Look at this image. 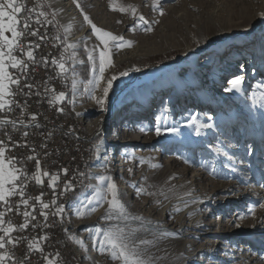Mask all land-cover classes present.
<instances>
[{"label": "rangeland", "instance_id": "obj_1", "mask_svg": "<svg viewBox=\"0 0 264 264\" xmlns=\"http://www.w3.org/2000/svg\"><path fill=\"white\" fill-rule=\"evenodd\" d=\"M37 1L43 6L44 11L48 13L49 20H53V12L46 1ZM111 2L116 10L110 8V0H78L83 13L98 28L111 32L112 34L116 31L113 24L114 21L132 14L131 11L121 12L118 9L128 6L135 7L137 17L142 15L148 21L147 24L140 25L141 29L146 32L142 49L151 50L152 52L129 58L117 65L116 68L107 71V78L111 73H114L117 78L113 81L112 87L105 98L104 110L96 101L92 103L89 99L88 79L91 62L88 60L86 51L88 47L81 42L75 49L64 52L62 42L65 37V32L56 16L53 20L55 29L59 34V41H61L60 44L62 46V52H64L65 64L68 68V72L63 74L64 78L67 77L70 88L69 93H65L64 104L68 109L70 105L71 111L69 110V112L74 115H79L83 120H98L100 117L103 119L101 121L98 120L99 123L92 132L94 139L92 140L95 147L92 151L90 163L82 170V173L85 174L82 176V180H85L84 185L75 191V193L77 191L79 192L76 193L72 202L89 185L90 170L88 169V165L90 167L96 159L99 143L107 138L114 123L122 121L123 116L126 114L129 115L132 111L134 112L136 110L132 107L135 99H127L131 92H141L148 83H152L164 75L169 74L172 78H180L182 74H190L191 64L200 63L204 55L211 52L213 56L214 53L222 48L224 49L223 52H228L233 45L248 44L249 48L254 49L256 52L247 53L246 55L248 56L243 57L245 61L241 59L242 57L237 60L236 66L240 69L235 71V69L232 70L230 67L227 68L231 70V74L234 72L239 73L243 68V64L248 62L246 59L249 56L253 59L252 62L254 64L256 63L255 69L252 68L250 70L247 81H245L247 72L244 73V82L241 91L237 92L234 89L228 90L231 87L228 82L233 78H228L226 81L222 80L221 84L223 82L226 83V86H224L225 92L222 95H228L229 92L230 94L226 101L225 99L223 100L225 101L224 105L219 108L218 101H214L215 98L211 96L210 90L203 87L200 83H196L194 88H186L183 84L182 91L184 94L180 96L178 101L177 96H175L174 102H176V106L173 105L175 104L174 102L165 104V99L163 98L165 92L168 95L170 94L173 85L166 88L165 91L154 90L149 100L152 101V105H148V108L144 110L146 111L145 117H147L151 125L153 123L151 118L156 117L159 112L161 113L160 110H163L165 107L171 108L166 112L168 116L162 118L161 125H167L169 121L175 123L172 127L178 131L173 134L178 141H172L168 144L164 142L158 145L157 147L160 148L159 153L161 155L158 159H154L156 162L153 161V165H157V167L147 166L143 168L144 170L141 173L138 172L147 178L142 182L138 177V181L136 180L137 182H135V187L143 188L148 193H155V195L142 194V205L136 201L134 202L136 203L134 204L135 207L131 205L133 203L121 199L128 212L132 216L142 217V220L130 219L123 222L106 221L102 217L107 209V204L100 214L94 215L95 212H93L90 215L84 216L92 218L95 221L94 224L90 225L93 228V235L95 227L105 228L115 223H120L121 226H127L128 228L139 229L135 233V238L137 240L149 241L148 244L141 245L140 247L147 250V253L152 258V264H166V258H160L168 253L169 247L167 245L171 237L174 239L173 251L180 248L185 251L187 246L193 247L200 243L205 244V241L202 240L204 237L198 236V238H192V242L190 244L187 243L183 247L179 240H177L178 237L165 233V229L152 232L153 228L151 225L153 218H164L166 224L174 223L177 219H180L184 223V227L190 222V219L187 218L188 210L186 209L185 212L184 207L174 208V210L170 211V214L165 215V210H168L169 206L172 207L174 199L188 195H185L186 191L182 189L184 187L178 181V176H167L173 170L172 167L175 168L172 165L174 155L181 156L185 155V153L189 154L185 158L186 163H177L176 169L181 171L183 168L185 169L191 166L186 171L187 179L193 183V186L188 191L199 192V190L203 189L204 194L208 195V198L211 199L210 203H205L202 206L199 204L194 216L197 215L196 219L199 218L200 221L202 220L201 222L211 223L212 231L226 232L229 237H237L233 230H243L247 227H252L249 226L251 221L263 209L260 205L264 204V199L250 206L252 204L251 196L254 194L261 196L264 193V99H261V93H264V16L260 15L257 17L256 15L260 10L262 2L260 0H253L252 3H249L248 0H159L158 10H153V0H111ZM76 9L81 14V9L77 7ZM137 19L134 20L133 25L137 22ZM88 27L90 28L88 32L92 33L91 26L89 25ZM148 28L151 31H147L146 29ZM75 41L80 42V40ZM94 48L97 50L93 54L98 57L99 49H102L103 45L97 39ZM73 51L75 52V57L70 59L69 56ZM110 56L112 60V47ZM230 65H232L231 61ZM217 71L219 70L215 71L216 74L218 73ZM121 72H127V75H120ZM73 74L79 75L85 81L81 92L82 99L79 101H76L72 97L71 76ZM199 93L202 96L204 94L205 99L203 101L199 100V96H197ZM253 99L257 100L255 105L253 104ZM69 101H72V104ZM211 103L212 106L210 105ZM186 107L189 108L185 112L189 114L191 111H195L193 115L198 119L206 113H208L206 115L209 118L204 117L199 122L196 120V123L193 124L190 117L185 118L182 115L183 109ZM213 107L217 108L215 112L212 110ZM175 117L176 120H174ZM124 122L125 120L122 121V125ZM187 122L190 123L186 124V126L193 133L190 138L185 137L186 128L180 127L181 124ZM156 125L159 124L155 120L153 126L155 127ZM197 125L202 126L200 127L199 135L196 133ZM207 125H211V127H207ZM181 139H184L186 143ZM189 139L190 141L192 139L193 143L198 144L191 146L192 144L190 143L187 146ZM163 148H165L164 152ZM113 150V159L109 162L107 161V167L110 169L115 168L117 162L113 160L115 159V153L119 152L118 149L114 148ZM127 163H129L128 170H132V176H138V163L135 162L130 165L129 158H127ZM204 172H206L205 175L207 176L211 173L209 178L212 181H206V177L203 176L199 178V175ZM253 177L255 180H251ZM138 182L141 183L138 184ZM230 182H235L237 186V189H234L233 192H225L218 189L220 185H225ZM248 186L252 188L250 194L246 196L250 199L234 201L235 198L232 196L238 193L241 187ZM201 187L202 189H200ZM224 196H230L231 198L223 199ZM162 207H166V209ZM249 209H252V211H249ZM181 211L184 212L182 213ZM179 215L180 217L178 218ZM72 216L71 211L68 226L71 237L72 228L74 227V219ZM174 218L176 219L174 220ZM206 226H200V229L203 230ZM178 234L181 238L185 232L181 231ZM255 237V240L250 242L246 241V243L241 245L244 247L242 253L246 255L247 253H251V256L253 254V261H256L254 259H258L261 256L264 258V235L256 234ZM208 239L210 241L216 240L215 245L225 248L223 252H231H228L229 250H226V248H237L235 245L237 244L236 240L238 238L225 240L219 236L217 238L211 236ZM219 241L220 244H218ZM70 242L74 244L73 239ZM91 242L93 253L99 258L101 264H117V262L111 260L107 253L102 254L96 247H93V239H91ZM259 243H262V245ZM245 249L248 250L246 251ZM76 257L78 260L77 264H88L84 261L79 251L76 252ZM256 262L262 264L264 260L260 258ZM9 264H12V261H9ZM194 264H201V262Z\"/></svg>", "mask_w": 264, "mask_h": 264}, {"label": "bare ground", "instance_id": "obj_2", "mask_svg": "<svg viewBox=\"0 0 264 264\" xmlns=\"http://www.w3.org/2000/svg\"><path fill=\"white\" fill-rule=\"evenodd\" d=\"M47 5L50 7L53 13H55L56 18L59 20L63 30L65 27L71 25V32L70 33H65L68 38L69 43H76L78 46L81 42L85 44L88 47V50L91 51L94 49V46L96 44V39L93 33L88 32L90 29L88 24H86L83 20V16L77 12L76 5L73 3V0H45ZM249 3H252L253 0H248ZM262 2V5L260 6V10L258 13H256L257 17L264 12V0H260ZM41 5V4H40ZM41 9H43V6L41 5ZM255 14V13H254ZM137 15L131 14L128 16H124L122 18H119L114 21V26L116 28V31L113 32V35L117 36H122L124 38V41H131V46H124L121 48H117L115 46H112V64L109 66L106 71H105V77L106 73L108 70H112L116 68L117 65L121 64L123 61L135 57V56H141L144 54H148L149 52H152L151 50H143L142 49V43H144V38H145V30H142L140 26H136V23L133 25L134 20ZM52 26V31L56 35V37L59 35L55 29L54 24H49ZM75 40H80L75 41ZM61 41L56 39V43H60ZM118 43V42H117ZM262 48V47H261ZM187 49V48H186ZM223 49V48H222ZM219 49L216 53H208L204 55L201 58V62L198 64H191L190 65V74H182L180 78H172V76L164 75L162 77L157 78L156 81H153L152 83H148L145 89L142 90L141 92H131L130 96L127 99H135L134 103L132 105L134 112L130 113L129 115L126 114L123 116V120L125 122L122 125V121H118L114 123V125L111 127L108 136L105 140L99 143L98 145V152L97 157L94 160V162L91 164L88 169L89 171V176L92 178H89V185H95L97 183L95 177L99 175H110L113 177L115 183L117 184L118 190L121 195V199L127 202H131L133 207L134 202L138 201L141 203L142 200V194L137 195L136 194V187H135V182L138 181V177L142 182L145 181V177L143 174H139L138 172H142L147 166L148 167H153V164L158 157L161 155L160 148L157 146L166 142L171 143L172 141H178L177 138L174 137V132H167L164 131V129L167 128H173L175 123L172 121H169L167 125H161L164 117L168 116L166 115V112L171 109L168 107L163 108V110H160L161 113L159 112L156 117H152L151 120H153V123H151L147 120V117H145L146 111L145 109L148 108V105H152V101L150 100V96L153 95L154 90H164L168 87H171L173 85V88L170 91V94L165 92V96L163 98L165 99V104H171L175 100V96H177V101L180 99V96L184 94L182 91L183 89V84L186 86V88H194V85L196 83H200L203 85V87L207 88L210 90V94L212 97L215 98L214 101H218V108L220 106L224 105V102L228 98L230 92L228 95H222L224 93V86H226V83L223 82L221 84L222 80L226 81L228 78H233L235 76H243L244 73L247 72V75H245V81L248 80V76L250 75V70L255 67L256 63L252 62L251 56H249L246 60L248 61L247 63L245 62L243 64V68L239 73L234 72L231 74V70L235 71L238 66H236L237 60H239L240 57L245 61L243 57L248 56L246 55L247 53H256L254 49L249 48V45H233L231 46V49L228 50V52H223L224 49ZM262 52V49H261ZM213 57V58H212ZM230 61L232 62V65H230ZM98 65V63H97ZM253 66V67H252ZM230 69H227L229 68ZM227 69V70H226ZM255 69V68H254ZM218 73L216 74L215 71ZM207 71V72H206ZM227 71V73H225ZM196 73V75H195ZM210 73V74H209ZM215 73V74H214ZM114 73H111L108 78H111ZM107 78V77H106ZM76 80V87L75 91H73L72 87V97L75 98L76 101H79L82 99V88L84 86V79L81 78L77 74H73L71 76V82L72 80ZM93 79V65L91 62L90 68H89V79ZM89 84V83H88ZM113 84V83H112ZM104 86V82H101V86L97 87L94 84H89V99L94 103L95 100L91 98L92 95H96L97 97L102 96V87ZM213 87V88H212ZM185 88V89H186ZM211 88V89H210ZM200 92V91H198ZM197 96H199V100L203 101L204 94L202 96L201 93H199ZM71 97V98H72ZM225 99V101H223ZM153 100V99H152ZM68 103V101H67ZM138 103V104H137ZM140 103V104H139ZM176 106V102H174ZM205 103V101H204ZM217 103V102H216ZM72 104V103H71ZM135 104V105H134ZM82 105V104H81ZM212 106V103L210 104ZM141 106V107H140ZM163 106V105H162ZM216 106V105H215ZM140 107V108H138ZM189 107L184 108L183 110V117L187 118L190 117L192 119L193 117L196 118V120L199 122L202 120V118H209L208 113H206L203 116H199L200 119H198L194 114L195 111H191L189 114L186 113L185 111ZM216 107H213V111H216ZM68 110V119H75V129H81V131H84L85 136H87L89 139H91V144H92V151L94 150V142H93V130L96 128L98 125L99 121L98 120H103L101 117L98 120L92 119V120H83L82 117L79 115H74L73 113H70V105ZM104 110V108H103ZM140 111V112H139ZM73 112V111H72ZM75 112V111H74ZM129 118V119H128ZM156 120L157 124L155 127L154 121ZM176 120V117L175 119ZM192 122V121H191ZM190 122L183 123L181 124V128H186V134L185 137L192 136L193 133H191L189 130V127L186 126V124H189ZM167 126V127H166ZM157 127L161 128V135L157 136L155 129ZM166 127V128H163ZM176 131H178L176 129ZM175 131V132H176ZM261 134V133H260ZM204 135V133H203ZM205 136V135H204ZM261 136V135H260ZM93 139V140H92ZM194 139V138H193ZM183 142L186 143L184 139H181ZM188 140L187 146L192 144H198V143H193L192 139ZM182 142V143H183ZM118 149L119 152L115 153V159L113 161L117 162L115 165V168L110 169L107 167V161L109 162L111 159L114 157V150L113 149ZM165 151V148H163V152ZM95 153V154H96ZM91 155H89V158L86 159L85 161V166L90 163ZM189 154L185 153V155L177 156L174 155V161H173V168L170 171V174L167 176H178V181H180V184L182 189H185V197H178L173 200L172 207L169 206V209L167 210L166 207H162L163 209H166L165 215L170 214L171 210H174V208H180L184 207V211L187 209L188 210V217L190 219V222L187 223V226L184 227V223L180 221V219H177L176 222L171 223V224H166V220L164 218H153L152 225L151 227L152 232L157 231L159 229H165V233L170 234L172 236L178 237L177 240H179L180 244L184 247L185 245L190 244L192 242V238L198 236H203L205 241V244H198L196 246H187L184 249H178L173 251L172 246L174 239L171 237L168 242V247L169 251L167 254H164L160 259H164L166 264H194V263H200L201 264H258V259L260 260L263 259V256L259 257L258 259H254L256 261H253V254L251 256V253L244 254L242 253V247L241 245L250 241H253L256 239V234L257 235H264V208L260 212L259 215H255L254 220L251 221L249 226L252 227H247L243 230H233L235 232V235L237 237H229L226 232H217V231H212L211 223H205L201 222L198 219H196V216H194L197 212V207L199 204L201 206L205 203H210L211 199L208 198V195H205L203 192L202 187L199 190V192H191L188 189L193 186V183L189 181L186 177V171L191 168V166L186 167L185 169L179 171L176 169V165L179 162L186 163L185 158L188 157ZM127 158L130 160V165L132 163L137 162V173L138 176L133 177L132 173L129 172L128 170V165L127 163ZM173 159V158H172ZM143 161V162H141ZM84 167L79 168V179L82 180V176L80 173H82ZM132 172V171H131ZM169 172V171H168ZM198 174V173H197ZM206 172L203 174L199 175V178L201 176L206 177V181L210 180V175L209 176L205 175ZM137 180V181H136ZM196 180V179H195ZM251 180H255L253 177ZM212 181V180H210ZM130 183V184H129ZM141 182H138L140 184ZM207 183H213V182H207ZM179 184V185H180ZM196 186V185H195ZM218 187V186H217ZM80 187H78L76 190H78ZM139 188V187H138ZM195 188V187H194ZM125 189V190H124ZM219 190L225 191V192H233L234 189H237V186L235 185V182H230L226 183L225 185H220ZM216 189V190H218ZM71 194L70 197H63V199L59 200V205L63 204L64 207V225H62V235H69L70 228L69 226V220H70V212L72 211V218L74 219V227L72 228V237H74V244L70 242L71 239H69V254L71 257H73V260L75 261V264H77L78 260L76 257V252H80L81 255L84 258V261L88 264H101L99 261V258L95 256L93 253L92 249V242L91 239L93 237V231H88L87 229L93 230L90 225L94 224L95 221L92 220V218H87V217H78L76 214V208L80 206L79 202L84 200V198L88 195L92 194L93 189L87 187L82 193H80L76 198L75 201L72 202L73 198L76 196L75 191ZM206 190V189H205ZM252 188L250 186L248 187H241L239 189V192L236 193L234 196H232L234 201H243L245 199H250L249 197H246L248 194H250V191ZM209 193V192H208ZM182 195V194H181ZM184 195V194H183ZM180 196V195H178ZM230 197V196H229ZM229 197L224 196L223 199H228ZM231 198V197H230ZM264 199V193L261 194V196L258 195H253L251 196V202L252 204L250 206H253L257 201H260ZM169 202V201H168ZM106 203L103 204L102 206H97V211H95L94 215H98L101 213L103 208L105 207ZM142 205V203H141ZM183 211V212H184ZM182 212V211H181ZM182 212V213H183ZM186 212V211H185ZM193 215L191 216L190 214ZM181 214V213H180ZM93 215V214H92ZM182 215V214H181ZM87 216V215H86ZM177 216V215H176ZM180 215L178 216V218ZM184 217V216H183ZM172 219V218H171ZM176 218H174L175 220ZM171 221V220H170ZM205 223V224H204ZM206 226L203 230L200 229V226ZM185 228V229H183ZM181 231H184L185 234L183 237L180 238L179 234ZM201 231V232H200ZM211 236H214V238H217L218 236L221 238H224L225 240H228L229 238L237 239V248H229L226 250H229L227 252H223L225 248L220 247L218 245H215L216 240L210 241L208 238ZM70 237V235H69ZM207 238V240H206ZM77 241H82L81 243H78ZM258 241V240H257ZM212 242V243H211ZM220 244V241L218 242ZM240 244V245H238ZM260 244V243H259ZM171 245V246H170ZM250 245V244H249ZM262 245V243L260 244ZM78 249V250H77ZM240 249V250H239ZM246 251L248 249H245ZM223 252V253H220ZM201 257H203L201 259ZM249 260H247V258ZM201 259V261H200ZM203 262V263H202ZM264 264V262H262Z\"/></svg>", "mask_w": 264, "mask_h": 264}, {"label": "snow or ice", "instance_id": "obj_3", "mask_svg": "<svg viewBox=\"0 0 264 264\" xmlns=\"http://www.w3.org/2000/svg\"><path fill=\"white\" fill-rule=\"evenodd\" d=\"M73 3L78 9H81V15H83V20L86 24L91 26L92 33L96 36V39L99 40L100 44L103 45L102 49H99L98 57L93 53L97 50L94 48L89 51L86 49L88 54V60L92 62L93 65V79L90 80L89 84H94L97 87L101 86V82H104L102 87L103 95L97 97L92 95L91 98L96 101L98 105L103 109L105 98L107 97L110 88L112 87L113 81L117 78L113 75L111 78L105 77L106 69L111 66V56L110 51L111 47L115 46L121 48L124 46H131V41H124L122 36L113 35L111 32L104 31L98 28L91 19L83 13L81 5L78 3V0H73ZM110 8L116 10L115 6L110 0ZM41 5L37 4L34 7L28 8L25 4L19 2V0H0V111H3L6 107L11 110V106L15 103L14 100L8 99V97H14L17 92L13 91L11 86L15 85L17 91H20L21 76L26 75L29 69V64L35 65L39 63L35 59L34 49L39 48L40 45L34 42L29 41L26 45H21L20 40L27 35L33 37H38L41 40H46L47 36L39 34L38 29H31V23L48 25L52 24L55 19V13H53V20L48 19V13L45 11H37ZM153 10L159 9V0H153L152 3ZM121 12L131 11L134 15L136 14V9L133 6L120 7L118 9ZM22 13H27L26 15L21 16ZM161 14H163L161 12ZM264 16V13L261 14ZM43 18V20L41 19ZM148 21L144 16H138L136 26L141 24H147ZM151 31L150 28L146 29ZM65 33L71 32V25L64 28ZM10 34V35H9ZM59 40V37H55ZM118 42V43H117ZM64 52L75 49L77 47L76 43H69L67 35H65L63 40ZM19 52L20 56L16 53ZM64 52L61 53L59 59L53 57L51 59V64L55 65L58 69L57 76L63 78V74L68 72V68L65 64ZM23 57H26L24 59ZM75 57V52H71L69 58L72 59ZM98 59V65H97ZM42 62L44 64L48 63L47 58H43ZM12 70H16L20 75H15ZM120 75H127V72H121ZM244 82L243 76H236L234 79L230 80L228 83L231 86L228 90H236L237 92L242 90V85ZM47 84V82H45ZM24 87L29 90L32 89L33 85L24 84ZM73 91H75L76 80H72ZM87 90V89H86ZM39 94V93H37ZM46 95L50 98L48 100L49 104H59L65 100L66 94L64 91L56 92L54 89H47ZM261 99H264V93H261ZM72 101H69L71 103ZM257 103L256 99H253V104ZM57 111H63L62 108H57ZM31 120L35 121L36 116L32 115ZM17 121L0 119V128L7 124H11L13 129L16 127ZM23 124V121H19ZM192 123H196V118H192ZM38 126V125H37ZM201 125H197L196 133L199 135ZM211 127V125H207ZM161 128L157 127L155 129L156 135H161ZM167 132H175V128L164 129ZM23 135L26 137L27 132H24ZM11 139V137H9ZM0 144H3V141H0ZM8 151L6 147H0V204H2L6 211H0V264H9V261H12V264H25V261L28 259L27 253L25 254L24 259L17 260L14 258V253L9 250L8 246L13 248L18 245L22 240H28L27 237H14L12 233L16 231H24L29 226V220H35L36 217L27 210L22 212L24 217V222L19 226H16L12 223V220L6 217V212H12L15 210L20 214V204L25 206V209L28 207H35V205H30L29 201L34 199L38 204H40V215L44 217L47 221L48 212L44 211L49 208L48 203H44L41 199L43 193L36 197L28 196L26 197V181L34 180L37 185H42L44 183L42 177H50L48 180V187L53 189V199L51 200L52 205H57L56 192L55 189L58 186L57 182L59 181V174L52 173L48 171H41L40 161L34 156H29L27 159L32 160L36 159V169L35 172L29 176L26 173L24 168H17L16 158L15 157H6L5 153ZM143 162V161H141ZM157 167V165H153ZM63 173L67 175L68 169H62ZM131 169L129 172L131 173ZM81 176H84V173H80ZM89 178H92L89 176ZM97 183L95 185H88L87 187L92 188V194L80 201L76 208V214L78 217H84L90 215L91 213L97 211V206H102L107 204V209L102 219L106 221H128V220H142V217L132 216L125 204L121 200L122 193L119 192L117 184L110 175H99L95 177ZM74 185L71 181H65L63 190L60 192V195H63L65 192L73 190ZM136 194L139 196L141 194L146 195H155V193H148L143 188H137ZM20 197V203L13 205L10 203V198L14 196ZM64 205L60 204L56 207L54 215H61L64 212ZM261 208H264V204L260 205ZM179 211V209H177ZM252 211V209H249ZM38 225H32V227H37ZM44 227L47 224L43 225ZM88 231H93L87 229ZM139 231L136 228H128L127 226H121L120 223L111 224L108 227L101 228L99 226L95 227L93 239V247H96L99 252L107 253L111 260L117 262V264H152V258L147 253L146 249H142L141 245H146L149 241L146 240H137L135 238V233ZM47 236H40L39 239L33 237L31 240H28L27 251L28 252H39L41 253L42 258L46 261V264H57L56 259L49 258V256L43 254V249L41 247V242L47 240ZM69 239H74V237H69ZM82 244V241H77ZM56 257H59V253H56Z\"/></svg>", "mask_w": 264, "mask_h": 264}, {"label": "built area", "instance_id": "obj_4", "mask_svg": "<svg viewBox=\"0 0 264 264\" xmlns=\"http://www.w3.org/2000/svg\"><path fill=\"white\" fill-rule=\"evenodd\" d=\"M19 2L31 8L40 3L37 0H19ZM44 11L38 8L37 11ZM27 13H22L21 16ZM43 20V18H41ZM49 19V18H48ZM31 29H38L39 34L47 36L46 40L38 37L27 35L21 38L20 44L26 45L29 41L39 44L40 47L34 49L35 59L39 62L35 65L29 64L26 75L21 76L20 91L16 86H11L17 94L8 99L14 100L11 110L7 107L0 111V119L17 121L15 129L11 124H7L0 128V147H6V157H15L17 168H24L27 175L31 176L36 169V159H39L41 171H48L50 174H59L58 186L55 189L57 205H52L53 189L48 187L50 177H42L44 183L37 185L34 180H27L26 197H36L43 193L41 197L44 203L49 204V208L44 211L48 212L47 221L40 213V204L34 199L29 201L28 207L20 204V214L15 210L6 212L5 219L10 218L12 223L19 226L24 222L22 212L29 211L35 215V220H29V226L24 231H16L12 233L14 237H27L31 240L33 237L39 239L40 236H47L48 239L41 242L43 254L49 258L56 259L57 264H75L73 257L69 254V235H62V225H64V214L54 215L55 209L59 206V200L63 197H70L78 187L84 185L85 180L79 179V168L85 167V161L92 154L91 139L85 136L84 131L75 129V119H68V110L64 102L50 105L49 96L46 95L47 89H54L57 93L64 91V76H57L58 69L51 64L53 57L59 59L62 46L56 43V35L52 31L51 25H41L34 22L31 23ZM10 35V34H9ZM20 56V53H16ZM26 59V57H23ZM43 58H47L48 63L42 62ZM15 75H20L16 70L10 69ZM47 82V84H45ZM33 85L32 89L24 87V84ZM39 93V94H37ZM62 108L63 111H57ZM35 115L36 120L32 121L31 116ZM23 121V124L19 121ZM38 125V126H37ZM24 132L28 135L25 137ZM11 137V139H9ZM34 156L36 159L29 160L27 157ZM62 169H68L65 175ZM71 181L74 185L73 190L60 195L63 190L64 182ZM13 205L20 203V197L14 196L10 198ZM0 211H6L5 207L0 204ZM47 224L46 227L43 225ZM32 225H38L32 227ZM2 234V233H0ZM28 240H22L14 248L8 246L9 250L14 253V258L22 260L27 253L28 259L25 264H46L39 252H28ZM59 253V257H56Z\"/></svg>", "mask_w": 264, "mask_h": 264}, {"label": "trees", "instance_id": "obj_5", "mask_svg": "<svg viewBox=\"0 0 264 264\" xmlns=\"http://www.w3.org/2000/svg\"><path fill=\"white\" fill-rule=\"evenodd\" d=\"M63 88H64L63 90L65 93H67V92L69 93L70 88H69V81H68L67 77L64 78Z\"/></svg>", "mask_w": 264, "mask_h": 264}]
</instances>
